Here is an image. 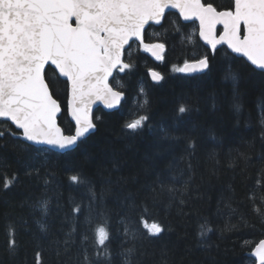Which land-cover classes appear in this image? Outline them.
Segmentation results:
<instances>
[{
    "label": "trees",
    "instance_id": "trees-1",
    "mask_svg": "<svg viewBox=\"0 0 264 264\" xmlns=\"http://www.w3.org/2000/svg\"><path fill=\"white\" fill-rule=\"evenodd\" d=\"M156 44L165 47L160 60L144 49ZM206 55L207 72L182 73ZM124 64L110 81L124 95L120 108H97L95 131L73 150L31 145L0 120V264H256L250 254L264 240V73L224 45L212 53L198 23L174 11L146 28L144 45L131 42ZM152 69L161 83L151 81ZM63 81L46 78L62 107L59 126L74 134ZM144 115L141 130L125 129ZM5 177L16 178L8 189ZM142 216L164 231L149 235ZM98 224L107 226L104 245Z\"/></svg>",
    "mask_w": 264,
    "mask_h": 264
},
{
    "label": "snow or ice",
    "instance_id": "snow-or-ice-1",
    "mask_svg": "<svg viewBox=\"0 0 264 264\" xmlns=\"http://www.w3.org/2000/svg\"><path fill=\"white\" fill-rule=\"evenodd\" d=\"M169 7L179 8L184 20L198 18L199 35L212 49L220 43L214 31L222 24L221 41L226 39L233 52L243 54L264 73V0H235L234 11H217L213 4L201 0H0V117L14 122L27 142L73 150L95 129L89 117L90 104L101 100L113 108V101L119 103L121 99V93L114 91L108 80L114 69L122 72L129 67L121 64L125 45L143 41L145 25L149 21L159 23ZM242 22L247 33L243 39ZM163 47L145 45V50L162 59L155 50ZM194 65L208 70L209 57L194 61ZM49 72L66 78L63 82L71 96L74 134H65L58 125L62 107L46 82ZM152 76L157 81L163 79L155 72ZM229 76L235 79L231 72ZM178 111L183 114L187 109L181 105ZM147 120L146 115L140 116L125 129L135 133ZM15 179L5 177L3 187L10 188ZM78 179L70 177L71 182ZM44 209L46 212V202ZM139 222L149 235L164 231L143 216ZM94 231L98 244L104 245L107 226L98 224ZM14 244L10 242V246ZM255 254L259 264H264V241Z\"/></svg>",
    "mask_w": 264,
    "mask_h": 264
},
{
    "label": "water",
    "instance_id": "water-1",
    "mask_svg": "<svg viewBox=\"0 0 264 264\" xmlns=\"http://www.w3.org/2000/svg\"><path fill=\"white\" fill-rule=\"evenodd\" d=\"M175 2H177V3H183L184 2V0H175ZM169 10H174V11H177V12H179L180 14H181V16H182V18L184 19V14L180 11V9L179 8H173V7H169V8H166L165 9V12H164V14L167 12V11H169ZM164 17V16H163ZM162 17V18H163ZM162 18H161V20H162ZM197 18L196 17H191V19H189V20H185V21H193V20H196ZM160 20V21H161ZM159 21V22H160ZM149 23H157L156 21H149ZM149 23L147 24V25H145V29H146V27L149 25ZM245 29H246V26H245ZM247 34V33H246ZM224 42H226L227 43V40L225 39V40H223ZM131 42V41H130ZM129 42V43H130ZM128 47V45H125V47H124V49L122 50V55H123V52H124V50L126 49ZM156 51V53L159 55V56H161L162 54H163V48L162 49H156L155 50ZM150 52V55L152 56V58H157V56L156 55H154L153 54V52L152 51H149ZM240 54V53H239ZM243 55V54H242ZM245 57V56H244ZM121 59H122V57H121ZM245 59H247V57H245ZM248 60V59H247ZM248 62H250V61H248ZM251 63V62H250ZM186 65H188L187 67H186ZM254 66V65H253ZM53 68L55 67L54 65L52 66ZM255 68H256V66H254ZM46 68H47V65H46ZM114 71H115V69L113 70V73H112V76H110L109 77V80H108V83H109V81H110V79L113 77V74H114ZM207 70H203V69H201L200 68V66L199 65H194V61H191V62H189V63H187V64H185L184 66H183V72H184V74H186V75H197V74H203V73H205ZM157 73L159 76H162L163 77V75L161 74V73H159L157 70H154V69H152V70H150L149 71V77H150V79H151V81L153 82V83H161V81L163 80H159V81H157L156 79H154L153 78V76H152V73ZM63 78V77H62ZM64 79H66V78H64ZM113 89V88H112ZM115 91V90H114ZM123 94L121 93V99L119 100V103H117V102H115V101H113V104L115 105L113 108H108V106L103 102V101H101V100H94L91 104H90V106H89V109H88V111H89V117H90V119H92V121H93V116H94V113H95V111H96V109L97 108H99V107H101V108H103L105 111H115V110H117L119 107H120V105H121V103H122V101H123ZM70 113H71V96H70ZM70 117H71V120L74 122V117H72L71 116V114H70ZM1 119H3V120H7V121H10L11 123H12V125L16 128V129H18L17 128V126L15 125V123L14 122H12L10 119H8V118H5V117H0ZM94 123V122H93ZM59 125V124H58ZM18 130H20V129H18ZM20 131H22V130H20ZM95 131V129L94 130H90V134H86V138L88 137V136H90L93 132ZM24 138V137H23ZM85 139V138H84ZM25 140V139H24ZM27 142V141H26ZM28 143H30V144H32L31 142H28ZM33 145H35V146H44V147H47V148H49V149H51V150H53V151H55V152H58V153H64V152H67V151H65V150H61V149H59V148H56V147H51V146H48V145H46V144H33ZM256 249V248H255ZM255 249L253 250V252L251 253V257L254 259V261L256 262V264H259V258L256 256V254H255Z\"/></svg>",
    "mask_w": 264,
    "mask_h": 264
},
{
    "label": "rangeland",
    "instance_id": "rangeland-1",
    "mask_svg": "<svg viewBox=\"0 0 264 264\" xmlns=\"http://www.w3.org/2000/svg\"><path fill=\"white\" fill-rule=\"evenodd\" d=\"M244 25L241 23V31H240V38H243L244 36H245V33H246V31H245V28L243 27ZM219 28H221L222 29V31H224V29H223V25L222 24H218V25H216V28H215V31H214V36H215V38H216V40L218 41L219 39H220V35L217 33L218 32V30H219ZM223 33V32H222ZM205 41V40H204ZM220 42H221V40H220ZM218 44H220V43H218ZM217 44V45H218ZM210 47H211V45H210ZM212 48V47H211ZM121 64H123L122 62H121ZM70 96V95H69ZM70 110V109H69Z\"/></svg>",
    "mask_w": 264,
    "mask_h": 264
},
{
    "label": "bare ground",
    "instance_id": "bare-ground-1",
    "mask_svg": "<svg viewBox=\"0 0 264 264\" xmlns=\"http://www.w3.org/2000/svg\"><path fill=\"white\" fill-rule=\"evenodd\" d=\"M197 20H198V18H197ZM101 214V213H100ZM203 247V246H202Z\"/></svg>",
    "mask_w": 264,
    "mask_h": 264
}]
</instances>
